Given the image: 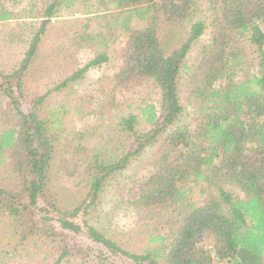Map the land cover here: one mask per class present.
<instances>
[{"label": "trees", "instance_id": "1", "mask_svg": "<svg viewBox=\"0 0 264 264\" xmlns=\"http://www.w3.org/2000/svg\"><path fill=\"white\" fill-rule=\"evenodd\" d=\"M26 2L27 15L18 18L17 3L0 0V23L39 21L25 39L10 30L24 39V51L0 71V264H15L7 260L13 256L18 264H264V0ZM80 11L92 17L56 33L63 66L81 44L100 52L66 72L55 90L117 58L113 89L92 86L108 109L118 107L123 90L139 92L132 103L149 93L156 101L136 107L144 129L136 115L121 118L120 158L87 157L80 167L89 187L66 197L53 180L60 139L55 114L46 111L48 93L32 91L26 80L46 25ZM181 87L186 123L179 122ZM89 104L85 117L97 110ZM147 149L146 173L124 203L148 238L133 253L92 220L110 180Z\"/></svg>", "mask_w": 264, "mask_h": 264}, {"label": "rangeland", "instance_id": "2", "mask_svg": "<svg viewBox=\"0 0 264 264\" xmlns=\"http://www.w3.org/2000/svg\"><path fill=\"white\" fill-rule=\"evenodd\" d=\"M3 1L4 7H9L13 3ZM26 1L14 0L17 3L15 8L17 9L16 13H19L18 18L23 17L20 15L21 11H26L25 15H27L29 7H27ZM91 17L84 16L83 12L80 11L73 16L64 15L62 17L60 14L53 18L46 25L38 57L26 80L27 88L31 87L32 91L35 90L42 94L48 93L45 103L46 111L50 110L55 114L52 119L54 121L53 129L60 139V147L57 149V154L54 155L56 159L52 170L53 180L57 190L64 193L66 197L75 196L82 189L85 190L89 187L87 176L80 167L87 157L96 155L101 160L108 162L120 158V151L116 152L115 149L119 147L117 144V139H119L117 124L121 118L129 114L136 115L139 120L138 127L144 129L136 107L150 103L155 105L156 101L155 95L149 93L139 99L137 103H132L139 92L123 90L116 95L118 107L108 109L106 98L100 99L97 88L92 86L98 84L105 90L104 92L113 89V84L109 79L112 76L110 69L119 64L117 58L110 59L107 64H103L99 69L89 70L79 82L55 90L61 80L68 76L66 72L69 70L73 72L82 68L100 52L94 46L81 44L72 50L70 58H67L69 65L64 67V62L61 60L63 56H59L56 47V33L63 23ZM38 26L39 21L37 19H17L6 24L0 23V71H8L15 62L21 59L22 51H24L23 41L27 33L37 29ZM12 28L16 29L17 35H23L24 39L16 41L10 32ZM3 31L4 33H2ZM10 41L13 42L10 43ZM194 54L195 49L190 51L187 61H190ZM184 91V87H181L180 105L182 112L179 116L180 123H186L190 118V109L184 100ZM86 96L93 98L88 101ZM89 102H92L94 107L97 106V110L95 114L85 117L83 113L88 112L87 110L91 105ZM78 110L82 111L81 118L75 113ZM87 131L90 134L85 135L84 139H79V135ZM151 153L152 149H147L141 156L132 161L125 170L110 180L109 186L99 198L97 212L93 215L92 224L94 227L107 239L119 243L128 252L138 253L148 243L144 225L130 213L125 212L126 205L124 203L126 200H130L133 189L146 173V163ZM5 241H0V246H3ZM7 260L18 264L16 256L7 258Z\"/></svg>", "mask_w": 264, "mask_h": 264}]
</instances>
